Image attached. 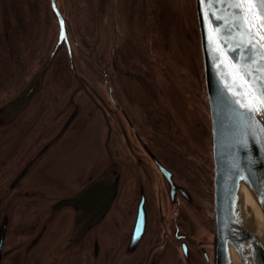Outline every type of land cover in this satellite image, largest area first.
I'll return each mask as SVG.
<instances>
[{
    "label": "flooded vegetation",
    "instance_id": "af4514ba",
    "mask_svg": "<svg viewBox=\"0 0 264 264\" xmlns=\"http://www.w3.org/2000/svg\"><path fill=\"white\" fill-rule=\"evenodd\" d=\"M26 3V0H0V109L21 94L37 73L36 65L40 67L39 71L44 65V58H48L56 49L60 52V47L65 48L69 71L70 61H74L70 24L59 7V0L48 1L54 32L46 52L43 51V12L39 13L41 10H37L35 13L28 5L24 6ZM53 4L57 7V16L53 12ZM146 11L141 32L133 31V41L143 54L134 55L139 62L131 59L126 62L125 55L128 51L122 48L123 53L119 50V64L115 61L116 68L118 66L119 69V83L111 73L110 81L106 77L102 78L100 88L95 90L77 78L80 74L74 64L71 66L74 71L70 73L76 87H71L57 97L53 107V112L58 114L53 138L40 146L37 154L40 158L54 144H69L72 131L85 123L87 133L95 138L104 135L103 145L95 155L103 159L104 163L100 164L101 167H91L99 169L94 172L89 170L79 186L81 179L78 178L75 182L74 175L60 177L54 172L47 175L48 165L45 162L40 167L41 170L35 167L33 174H36L30 177L32 171H28V165L33 157L12 173L7 153L0 159V169L3 170L0 171V193L3 194H0V206L7 205L5 212L11 211L8 206L13 205L18 208L17 213H34L39 207L45 206L49 198L54 197L51 192L60 190L67 195L48 204L49 207L76 196L105 170L111 169L113 173H119V185L117 196L109 210L111 213L108 212L110 221L103 225L107 214L101 225L88 232L77 243L71 245L67 242L66 246L64 244L58 247V255H81L86 258L82 262L80 256H76L75 260L79 258L77 264H115L117 260L119 264H216L218 240L214 218L215 174L210 116L204 100V71L197 84L187 86L188 75L183 70L178 71L171 64L168 68L161 66V60L171 62L170 54L157 53L155 45L158 32L165 30V26L159 12ZM61 19L65 22L67 37L64 42L60 40ZM152 45L154 55L148 49ZM198 50L201 54L200 46ZM95 55L97 58L101 57L97 52ZM126 57L129 58L128 55ZM89 60L97 59L90 55ZM30 61L34 65L29 66ZM15 63L20 64L19 67L16 68ZM140 65L146 73L139 70ZM156 67L159 69L157 73L154 69ZM151 68L153 71L149 72ZM122 74L141 75L142 84L138 77H132L129 83L133 88H125ZM76 90L83 92L86 100H82ZM81 102H84L85 108L83 119V108L79 109ZM31 105L32 103L28 108ZM34 116H29V120ZM19 117L20 115L16 120ZM67 123L68 127L62 136L44 150L59 136ZM10 127L11 124L0 127V138ZM17 135L15 132L5 136L0 148L5 141L13 144L19 140ZM15 148L13 145L12 149ZM51 156L54 157V162L57 161L56 153ZM22 173L23 177L13 186ZM70 180L74 181L71 188ZM75 185L77 190H74ZM5 212L0 215V232L5 231L0 248V264H11L12 250L10 247L6 249L5 244L11 216ZM49 212L50 214L39 216L40 230L27 244L22 259L42 239L47 231H43L46 221L61 218L62 222L67 217L66 214L61 217L63 210L62 213H56L58 216L51 210ZM17 213L12 214V217L17 216ZM141 213H145V226L139 237H136ZM54 215L57 217L52 218ZM99 232L103 239L98 235ZM39 235L36 245L29 247ZM28 263L26 259L21 261V264Z\"/></svg>",
    "mask_w": 264,
    "mask_h": 264
},
{
    "label": "rangeland",
    "instance_id": "374dc122",
    "mask_svg": "<svg viewBox=\"0 0 264 264\" xmlns=\"http://www.w3.org/2000/svg\"><path fill=\"white\" fill-rule=\"evenodd\" d=\"M26 1L27 3L24 6L28 5V8L34 9L35 13L37 10H41L39 13L43 12V51L46 52L49 50L50 38L52 32H54V23L51 21L48 12L49 0ZM59 7L69 20L73 38L71 44L74 61H70L72 63L70 66L72 65L73 67L74 64L77 72L80 74L77 78L84 83L86 82L87 86H92L95 90L100 88L102 78L106 77L110 81L111 73L114 76V80L117 81L119 69L118 66L116 68L115 61L119 64V50L123 51L125 49L128 51L126 55L129 58L125 55L126 62H129L130 59L134 62H139V59L134 55H142L143 53L139 49L138 44L136 46L135 41H133L135 38L133 31L135 33L141 32L140 29L145 24L146 10L159 12L161 14V22L165 26V30L161 29L158 32L159 35L156 37L155 45L157 53L170 54L171 62L161 60V66L168 68L171 64L178 71L180 69L183 70L188 75V77L186 76V80L188 81L187 86H191L192 83L197 84L200 81V75L203 74V71L205 72L203 55L202 52L199 54L198 50V46L201 48V43L194 0H59ZM188 29H190V32L186 34ZM148 49L154 55L153 45L148 46ZM135 51H138V53ZM96 52L101 56L100 58L96 57ZM123 53L125 52L123 51ZM50 55L48 58H44V65L48 62ZM56 55L51 60L50 67L47 68L48 70L43 75L41 90L33 100L32 105L19 114L20 117L17 120L16 117L11 121L9 123L11 124V129L2 134L0 143L4 141L3 138L5 136L10 135V133L12 135L15 132L18 134L19 140L13 144L11 141H5L0 148V159L8 153L10 157L8 161L11 162V172L14 173L22 167L26 160L33 157L31 160H35V162L32 164V168L29 169L30 172L32 171L29 175L30 177L36 174H33L36 170L35 167L41 170L40 167L45 162L48 165L46 168L47 175L53 172L58 173L60 177L74 175L75 182H77L78 178L81 179L80 184H78L80 186L89 170L92 169V172H94V170L99 169L91 167L96 165L101 167L104 163L103 159L95 156L101 149V145H103L104 135L101 138L99 136L95 138L92 134L86 132L84 123L82 126H76L72 131L69 144L57 143V146L54 144L42 157H37L38 150L41 148L40 146L47 144L53 138L52 133L56 128L55 118L58 115L53 112V107L57 102V97H60L62 93L67 92L71 87H76V83L69 71L65 48L61 49L60 47V52H56ZM90 55L97 60H89ZM28 63L29 66L34 65L31 61ZM201 63L202 68L200 69ZM14 65L17 68L20 64L15 63ZM190 65L193 66L190 67ZM39 68L36 65L35 73L38 72ZM154 69L156 73L157 70L159 71L157 67ZM139 70L142 73H146L141 65ZM152 71V68L149 69V72ZM132 77L138 76L121 75L122 84L125 88H133V85L129 83V80L132 81ZM138 78L141 83V75ZM89 79L92 80L89 81ZM117 82L119 83V79ZM113 85L115 86V84ZM204 87V100L209 110L206 85ZM76 92H79L78 96L81 99L83 98L82 100H86L83 92H80V90H76ZM81 108H83L81 110V119H83L85 111L84 102L79 109ZM31 115L35 116L29 120V116ZM209 128L212 131L211 119ZM211 139L213 142V137ZM13 145L16 146L14 150L12 149ZM52 150H55V152ZM55 153L57 154V161L54 162V157L51 155ZM55 163L56 165L54 166ZM0 171L3 172L2 169ZM71 183L73 185L74 181H69L70 188L72 187ZM74 190H77V188ZM51 193H53L54 197L49 198L47 204L39 207L34 213L29 211L17 213L18 208L13 207V205L8 206L11 211L6 210L5 212L7 205L0 206V215L5 212L11 216L5 243L6 249L10 247L12 250V254L10 255L11 264H21V261L24 259L28 260V264H77L79 258L75 260L76 256H80L82 262L86 260L81 255H71L70 257L68 255H58L57 248L62 247L64 244L66 246L73 230L74 211L70 208L63 210V213L61 212V217L65 216V214L67 216L62 222L61 218H56L59 214H55L57 216L54 215L52 217L58 220L46 221L44 225H46L45 229L47 231L42 236V239L22 259V254L26 252L27 244L37 234V231L40 230L41 223H38L40 215L50 214L51 207L48 204L67 195V193L60 190ZM0 194L3 195L2 193ZM16 213L17 216L14 215L12 217V214ZM112 214L114 213L112 212ZM109 218L108 214L103 225H107L110 221ZM48 233L49 235H47ZM98 235L103 239L100 232ZM51 241L53 242L51 243ZM115 264H119V260Z\"/></svg>",
    "mask_w": 264,
    "mask_h": 264
},
{
    "label": "water",
    "instance_id": "95a60500",
    "mask_svg": "<svg viewBox=\"0 0 264 264\" xmlns=\"http://www.w3.org/2000/svg\"><path fill=\"white\" fill-rule=\"evenodd\" d=\"M194 2L213 137L214 218L218 240L216 264H264V207L260 205L255 195L256 190H264V136L242 124V120L247 117L243 116L242 110L233 103L232 94L225 87L227 81L219 67L220 61L215 59V54L209 56V50L213 47V26H208L206 43V26L201 15L200 0ZM255 3L259 12L261 7L259 0H255ZM56 8L55 5L53 12L57 16ZM205 11L211 9L205 5ZM58 51L59 49H56L52 52L48 62L36 73L21 94L0 109V127L13 121L33 102L41 90L43 75ZM221 60L230 65L227 56H222ZM71 66L70 71H74ZM67 127L68 123L44 150L53 145ZM34 162L35 160L28 165V171ZM23 175L24 173L16 178L13 186ZM239 176L248 179H238ZM118 185L119 173L107 169L76 196L61 200L51 207L55 214L67 208L74 211L69 244L77 243L104 220L117 196ZM233 191L235 200L232 196ZM248 195L255 204L256 212H252V208L247 205ZM144 226L145 213H141L135 232L136 237H139ZM45 228L46 225L43 231ZM4 233V230L0 232V248ZM39 238L40 235L29 247H34Z\"/></svg>",
    "mask_w": 264,
    "mask_h": 264
},
{
    "label": "snow or ice",
    "instance_id": "6c2138e0",
    "mask_svg": "<svg viewBox=\"0 0 264 264\" xmlns=\"http://www.w3.org/2000/svg\"><path fill=\"white\" fill-rule=\"evenodd\" d=\"M259 2L258 12L255 0H200L206 43L208 26H213L209 56L215 54V59L220 61L219 67L227 81L225 87L232 94L233 103L247 117L242 124L264 136V0ZM205 5L211 11H205ZM64 23L61 19V42L67 40ZM222 56H227L230 65L221 60ZM255 195L264 207V190H256ZM232 196L235 200V191Z\"/></svg>",
    "mask_w": 264,
    "mask_h": 264
},
{
    "label": "bare ground",
    "instance_id": "6f19581e",
    "mask_svg": "<svg viewBox=\"0 0 264 264\" xmlns=\"http://www.w3.org/2000/svg\"><path fill=\"white\" fill-rule=\"evenodd\" d=\"M183 14H184V12H183ZM190 32V29H188V32L186 33V34H188ZM186 34H185V36H186ZM193 65H190V67H192ZM247 205L250 207V208H252V212L254 211V212H256V208L254 207V202L252 201V198L248 195V201H247ZM248 208V207H247ZM250 212H251V209H250ZM257 216H259V215H257Z\"/></svg>",
    "mask_w": 264,
    "mask_h": 264
}]
</instances>
